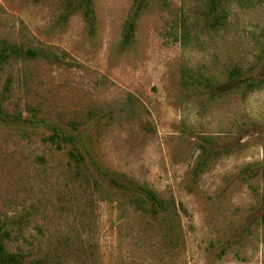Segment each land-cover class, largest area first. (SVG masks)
Masks as SVG:
<instances>
[{
    "label": "rangeland",
    "instance_id": "374dc122",
    "mask_svg": "<svg viewBox=\"0 0 264 264\" xmlns=\"http://www.w3.org/2000/svg\"><path fill=\"white\" fill-rule=\"evenodd\" d=\"M0 264H264V0H0Z\"/></svg>",
    "mask_w": 264,
    "mask_h": 264
},
{
    "label": "trees",
    "instance_id": "16d2710c",
    "mask_svg": "<svg viewBox=\"0 0 264 264\" xmlns=\"http://www.w3.org/2000/svg\"><path fill=\"white\" fill-rule=\"evenodd\" d=\"M146 193H147V196L149 197H155L156 198V196H155V193L154 192H152L151 190H149V191H146Z\"/></svg>",
    "mask_w": 264,
    "mask_h": 264
}]
</instances>
